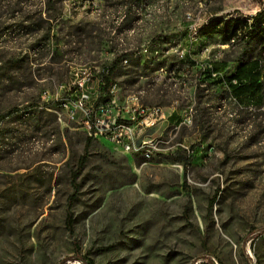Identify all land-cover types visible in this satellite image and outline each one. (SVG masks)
<instances>
[{"label":"rangeland","instance_id":"rangeland-1","mask_svg":"<svg viewBox=\"0 0 264 264\" xmlns=\"http://www.w3.org/2000/svg\"><path fill=\"white\" fill-rule=\"evenodd\" d=\"M46 3L0 0V264H264V93L221 81L264 47L208 27L264 0ZM125 52L116 94L163 108L160 151L143 164L97 137L80 168L89 134L61 102L84 68L95 101Z\"/></svg>","mask_w":264,"mask_h":264},{"label":"built area","instance_id":"built-area-1","mask_svg":"<svg viewBox=\"0 0 264 264\" xmlns=\"http://www.w3.org/2000/svg\"><path fill=\"white\" fill-rule=\"evenodd\" d=\"M123 61L127 63L128 58ZM102 72H108V69L105 67L99 71V84ZM95 75L91 68L74 72L71 89H75L78 95L65 98L61 107L73 115L82 116L89 136L107 137L132 156L135 153H143V164L150 162L160 151L161 139L149 131L164 120L163 108L158 105H144L137 97L132 96L126 97L120 103L116 85L111 89L110 101L98 103V97L93 101L88 88Z\"/></svg>","mask_w":264,"mask_h":264},{"label":"trees","instance_id":"trees-1","mask_svg":"<svg viewBox=\"0 0 264 264\" xmlns=\"http://www.w3.org/2000/svg\"><path fill=\"white\" fill-rule=\"evenodd\" d=\"M19 2H23V0H19ZM52 0H47L48 5H50ZM75 3V1H73ZM52 19V15L50 14L48 18L43 22L49 24L50 29V21ZM209 25V24H207ZM211 30L215 32H221L225 36L232 38L233 40L242 39L249 46L252 42L256 41L264 47V12L258 13L251 18H241L236 17L234 19H213L211 20L210 26ZM207 28V27H206ZM129 57V53H121L117 54L114 58L112 65L106 67L108 72L101 73V81H100V91L97 102H105L107 103L111 99V89L116 85V77L121 69L123 60ZM226 70V65L223 62H215L211 65V72H217L220 74L221 71ZM227 71L223 73L221 76V81L226 83L230 89L237 90L240 87L244 88V92L240 97V101L244 103H250L253 101H258L262 98L264 93V64L259 59H247L242 60L236 65L235 69H233L230 73ZM210 76V75H209ZM4 115L2 116V118ZM3 119L0 118V122ZM94 137H87V146L85 148V153L82 155L81 160L79 162V167L81 168L83 164L86 162L88 158V150L89 144L92 143ZM78 173V172H77ZM76 177V175H75ZM76 187V186H75ZM75 195H72V200ZM74 222L73 213L71 212V208L68 209L67 214V224L70 230L73 229L72 224ZM254 234V232H252ZM75 259L81 261L80 264H91L87 262L85 257L75 256ZM63 264H67L66 260ZM208 264H212L209 262Z\"/></svg>","mask_w":264,"mask_h":264},{"label":"bare ground","instance_id":"bare-ground-1","mask_svg":"<svg viewBox=\"0 0 264 264\" xmlns=\"http://www.w3.org/2000/svg\"><path fill=\"white\" fill-rule=\"evenodd\" d=\"M132 97H136V96H132ZM138 154L141 158H143V153H135Z\"/></svg>","mask_w":264,"mask_h":264}]
</instances>
